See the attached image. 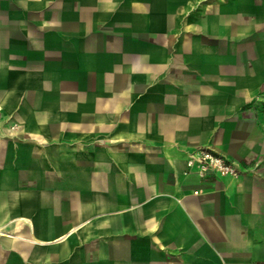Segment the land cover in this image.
I'll return each mask as SVG.
<instances>
[{"label": "crops", "instance_id": "0c3cea01", "mask_svg": "<svg viewBox=\"0 0 264 264\" xmlns=\"http://www.w3.org/2000/svg\"><path fill=\"white\" fill-rule=\"evenodd\" d=\"M263 103L264 0H0V264H264Z\"/></svg>", "mask_w": 264, "mask_h": 264}, {"label": "built area", "instance_id": "2783aa9c", "mask_svg": "<svg viewBox=\"0 0 264 264\" xmlns=\"http://www.w3.org/2000/svg\"><path fill=\"white\" fill-rule=\"evenodd\" d=\"M189 165L196 167L201 175L210 171H215L222 175H236L239 171L231 160L206 148L201 149L196 158H191Z\"/></svg>", "mask_w": 264, "mask_h": 264}, {"label": "rangeland", "instance_id": "374dc122", "mask_svg": "<svg viewBox=\"0 0 264 264\" xmlns=\"http://www.w3.org/2000/svg\"><path fill=\"white\" fill-rule=\"evenodd\" d=\"M263 107H262V109H263V111H264V103H263V105H262Z\"/></svg>", "mask_w": 264, "mask_h": 264}]
</instances>
